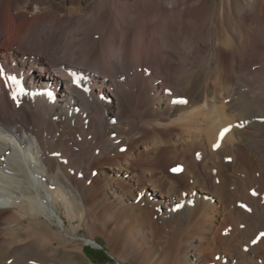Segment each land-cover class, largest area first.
I'll return each mask as SVG.
<instances>
[{"label": "bare ground", "instance_id": "1", "mask_svg": "<svg viewBox=\"0 0 264 264\" xmlns=\"http://www.w3.org/2000/svg\"><path fill=\"white\" fill-rule=\"evenodd\" d=\"M261 46L264 0H0V67L19 81L0 78V264H58L61 250L77 264L81 225L123 236L139 264H264V240L251 243L264 231V74L248 62ZM160 117L190 129L147 142ZM218 119L252 125L229 136L243 180L210 160L211 187L192 185L193 167H160L215 143Z\"/></svg>", "mask_w": 264, "mask_h": 264}, {"label": "rangeland", "instance_id": "2", "mask_svg": "<svg viewBox=\"0 0 264 264\" xmlns=\"http://www.w3.org/2000/svg\"><path fill=\"white\" fill-rule=\"evenodd\" d=\"M263 52H264V47H262L261 46V48H260ZM228 56V55H227ZM227 56H225L224 57V59H226L227 58ZM263 58V59H262ZM252 59V58H251ZM261 59H262V61H261ZM258 60V61H257ZM252 60H250L249 59V64H250V67H251V71L249 72V74L250 75H252V76H258V74L259 75H261V73L262 74H264V56H263V54L261 55V57L260 58H258V59H256V62H255V60L253 59V61H252V64L254 65L253 67H252V64L250 63ZM253 62H255V63H253ZM203 63V62H202ZM258 64V65H257ZM261 65V66H260ZM255 66H257L256 68H255ZM254 68V69H253ZM258 70H259V72H258ZM261 72V73H260ZM189 73V69H185V70H183V72L180 74V79H184L185 78V76L187 75V74ZM235 75H233V74H230V78H229V80H230V82L231 83H233L234 81H235ZM263 79V80H262ZM262 79H260L261 80V82L259 83V79L258 80H256L257 82V84L256 83H254V86H255V84H256V86H258V87H263L264 86V75H263V78ZM263 83V84H262ZM262 85V86H261ZM245 88V89H244ZM213 89H216V90H219V88H217V86H216V88H213ZM247 89V87H243V88H241L240 90H246ZM251 89V88H250ZM247 90H249V87H248V89ZM164 93L165 94H167V90H165L164 91ZM168 95V94H167ZM233 98V97H232ZM230 99L229 101L230 102H232V100L233 101H235V98H238V96L236 97V95L234 96V99ZM228 99H226V98H224L222 101H221V103H220V105L222 106V107H225V109H226V107H227V105H228ZM223 111L221 112V114H225L226 113V110H224V109H222ZM198 113H195V117H197V118H203V117H201V115H200V117H198L199 116V114L197 115ZM197 115V116H196ZM206 116H211V115H209V114H207ZM176 117L177 116H175L174 117V119H176ZM205 117V116H204ZM219 118H223V117H219ZM161 119V120H160ZM181 120V121H180ZM179 121H178V124L179 125H177L175 128L173 127H168V121L167 120H165L164 118H158L157 120H154L153 122H151L152 123V128L151 127H149V128H145V130L142 128V137L145 139V138H147L146 140H147V142H152L153 140L152 139H156V140H165L166 139V137H167V139H170V138H173V136H172V134H174L175 133V131L178 129H190V126H188V123L190 122L189 121V118H182V119H180ZM188 120V121H187ZM156 121V122H155ZM163 123H162V122ZM167 121V123L165 124V122ZM225 121V120H224ZM224 121H222L221 119H218L216 122H215V126H217V130L219 131V130H222V129H224V128H228V127H230L231 126V128L233 127V123L236 125V126H234L236 129L235 130H237L238 128L240 129L241 128V130H243V128L242 127H238L237 125L239 124V123H241V122H243L244 123V126H246L245 128H244V130H246V131H244V132H248V133H246L248 136L250 135V134H252L253 133V135H252V137H254V135H255V133H254V131H253V129H252V125H248L250 128H247L248 126L246 125L247 124V122L249 121H247V120H238V121H235V122H233V123H231L230 121H229V123L227 124V121L226 122H224ZM159 122V123H158ZM222 122H224V123H226V125L223 123L222 124ZM161 123V124H160ZM183 123V124H182ZM232 125H231V124ZM221 124H222V128L220 129V126H221ZM167 125V126H166ZM181 125V126H180ZM185 125V126H184ZM159 126V127H158ZM157 127V128H156ZM164 127V128H163ZM168 127V128H167ZM180 127V128H179ZM234 127L230 130V131H228L226 134H225V139L223 138V141H225V140H227V142L225 141V142H223L222 143V145L223 144H228L229 146L227 147V145L225 144V146H226V149H225V146L223 145H221V146H219V148L217 149V150H219L218 152H217V154H218V156L219 157H215V156H217L216 155V152H214V151H212L213 153H211V152H209V149H211V150H216V149H213V145L214 144H216L217 142H218V137H219V135L217 136V140H216V142L214 143H212L211 142V145H209L210 144V141L208 142V140L205 142V144H203V147L202 148H200L199 150H198V152L199 153H197L196 151H193L191 154V156H190V161H191V163H189L190 161H180V157H179V155H177V154H173L169 159H168V162H171L172 160H177V162H171V163H166V165L164 164H160V167L162 168L163 167V169H164V171L166 172V173H168L169 174V176H172V177H174L175 175H177V174H180V173H182V174H187L190 170H193V169H196L197 171H198V173H199V176H198V178L197 179H199V180H193V178H190V175L189 174H191L190 172L187 174V176L189 175V180L190 181H192L191 183H192V185H196V184H203V185H205V186H208V187H211L212 185H213V181L215 182V174H216V168H214L213 167V165L211 164V163H215L216 164V167L217 168H219L220 170H222V171H225V172H228L229 171V173H233V174H235V175H239L238 177H240V175H241V173L242 172H238V170L236 169V167H235V162L234 161H236L237 160V158L239 157V155H235V153L232 151V145L230 144V143H233L232 142V140H233V138H230L231 136L232 137H234V139H236L237 140V137H238V135H237V131H235V130H233L234 129ZM156 128V129H155ZM170 128H172V129H170ZM163 129V130H162ZM174 129V130H173ZM151 130V131H150ZM156 130V131H155ZM233 130V131H232ZM248 130V131H247ZM146 131V132H145ZM150 131V132H149ZM154 131H155V133H154ZM172 131V132H171ZM217 131V132H218ZM232 131V132H231ZM251 131H253V132H251ZM148 132V133H147ZM170 132V133H169ZM232 133V135H230L231 133ZM149 133L151 134V135H149ZM157 133H158V135H157ZM162 133V134H161ZM228 133H230L229 135H228ZM250 133V134H249ZM164 134V135H163ZM165 134L166 135H168V136H165ZM144 135V136H143ZM153 135V136H152ZM159 135H161V136H159ZM228 135V136H227ZM149 136V137H148ZM230 136V137H229ZM237 136V137H236ZM251 136V135H250ZM151 137H152V139H151ZM227 138V139H226ZM228 138H230L231 140H228ZM150 140V141H149ZM208 142V143H207ZM208 144V145H207ZM213 144V145H212ZM219 144H221V140L219 141ZM132 147V148H131ZM133 145H130V146H128V151H131V150H133ZM209 147H211V148H209ZM223 147H224V149H223ZM125 148L126 147H122V148H120L119 149V153H123L124 151H125ZM131 148V150H129ZM228 148V149H227ZM121 149H124V151H121ZM201 149H202V151H203V149H204V151L202 152L201 151ZM221 149V150H220ZM229 149H231V150H229ZM227 150L229 151L228 152V154H226L225 155V153H227ZM201 151V152H200ZM208 151V152H207ZM222 151V152H221ZM149 153V151H148V149H145V150H143L142 151V155H145L146 153ZM196 153L197 154H199L201 157H199L198 159L196 158L197 157V155H196ZM202 153H204V154H206V155H204V154H202ZM209 154V156H208V154ZM215 153V154H214ZM222 153H224L223 155H222ZM232 153H234L233 155H232ZM196 156H194V155ZM214 156H213V155ZM202 155H203V157H202ZM212 155V156H211ZM211 156V157H210ZM226 156H227V158H226ZM178 157V158H177ZM195 157V158H194ZM205 157H208V158H205ZM226 159H225V158ZM231 157V158H230ZM232 157H234V158H232ZM246 157V158H245ZM249 157V158H248ZM219 158H220V160H219ZM223 160H222V159ZM250 160L251 158H252V156L250 155L249 156V154H246V155H244L243 157H242V159H241V162H242V160H243V163H245V162H248L249 160ZM196 160V161H194V160ZM225 159V160H224ZM247 159V160H246ZM199 162H198V161ZM202 160H204V161H202ZM206 160H208V161H206ZM211 161V163H210V161ZM218 160V161H217ZM194 161V162H193ZM223 162V163H221L220 164V166H219V163L220 162ZM194 164H197V165H194ZM196 162V163H195ZM199 164H198V163ZM204 162V163H203ZM185 163V164H184ZM226 163V164H225ZM203 164V165H202ZM218 164V165H217ZM191 166V169L189 168L190 166ZM222 165H224L223 167H222ZM232 165V166H231ZM234 165V166H233ZM186 168V170H185V168ZM187 166V167H186ZM201 166V167H200ZM202 166H204L203 168H202ZM226 166V167H225ZM192 167H193V169H192ZM221 167V168H220ZM233 167V168H232ZM235 167V168H234ZM174 168H179L180 169V171H178V172H173L172 171V169H174ZM200 168H202V169H200ZM204 168H206V169H204ZM227 168V169H226ZM183 169V170H182ZM199 169V170H198ZM204 169V171H202ZM195 170V171H196ZM207 170V171H206ZM218 170V169H217ZM228 170V171H227ZM237 170V171H236ZM187 173H186V172ZM200 171V172H199ZM206 171V172H205ZM254 171H256V173L258 172L257 171V169L256 170H254ZM185 172V173H184ZM203 173V172H205L204 174V176L202 175V174H200V173ZM210 172H212V175H211V173ZM218 172V171H217ZM231 173V174H232ZM255 173V175L257 176V174ZM171 174V175H170ZM211 176H210V175ZM95 175H96V173H95V171H93V176L95 177ZM202 175V176H201ZM207 175V176H206ZM202 178H201V177ZM242 176V175H241ZM200 177V178H199ZM203 177H204V179H203ZM212 178V179H210V178ZM258 178L260 177V175H258L257 176ZM207 179H210V181L209 180H206ZM240 179H242V177H240ZM203 180H204V182H203ZM243 180V179H242ZM196 181V182H195ZM201 181V182H200ZM206 181V182H205ZM203 182V183H202ZM209 184H208V183ZM207 183V184H206ZM211 183V184H210ZM97 185L100 187L101 186V184L100 183H98L97 182ZM217 185V184H216ZM237 187V186H236ZM236 187H234L233 188V190L231 191V193L233 192V193H235V192H237L238 193V191L239 190H237V191H235L236 190ZM241 193V192H240ZM236 196V193L235 194H233L232 196H231V198H232V201L231 202H233V200H235L236 202H234V204H237V203H239V202H237L238 200L236 199L237 198V196ZM230 198V199H231ZM250 198H251V195H250ZM246 208V207H245ZM246 210V209H245ZM66 224H67V226L69 227V228H71V227H76L78 224H79V222L78 221H74L73 223H69L68 221H66ZM233 224H235V220H234V222H233ZM12 232H14V230H13V228L11 229L10 228V233H12ZM77 237H79V240L80 241H77L78 242V244H80V245H82V246H84V253H83V251L82 252H80V256H79V258L77 259V260H75L76 262L75 263H77V264H139V256H137V254L136 253H133L132 251H125L124 249H123V247H122V245H121V240H122V237L123 236H119V237H116L113 233H109L107 236L105 235V236H103L102 234H99V233H97L96 231H91L90 233H88L87 231H86V228H85V226L84 225H81L79 228H77V230L75 231V233H74ZM84 238H93V239H95V241H96V243H97V245H99L100 247H101V249H98V248H91L90 247V244H85L84 245V242H83V240H84ZM116 241V242H115ZM81 242V243H80ZM89 251V253L86 255V253H85V251ZM130 252V253H129ZM135 254V255H134ZM138 258H137V257ZM56 262L58 263V264H71V263H69V261H68V258L65 256V254L63 253V251L61 250V251H59V253L57 254V256H56Z\"/></svg>", "mask_w": 264, "mask_h": 264}, {"label": "snow or ice", "instance_id": "3", "mask_svg": "<svg viewBox=\"0 0 264 264\" xmlns=\"http://www.w3.org/2000/svg\"><path fill=\"white\" fill-rule=\"evenodd\" d=\"M71 75L75 76L74 73H72ZM5 77H6V80H7V81H11L12 83L19 84V81L17 80V77H16V76L8 75L7 73H5V70H4L2 67H0V78H5ZM73 83H75L77 87H80V86H81L80 83H79V81L76 80V79H73ZM87 90H88V89H86V88L84 89V91H87ZM23 91H24V90L21 88L19 93L14 92V93L12 94V98H13V100H16V99H17V95L23 93ZM173 103H187V101L181 99V100L173 101ZM17 104H19L18 101H17ZM237 126H238V127H244V123L241 122V123H239ZM230 130H231V126L228 127V128H224V129H222V130L220 131V133H219V137H218V142H217L216 144L213 145V149L219 148V146H220L219 141H220V140H223L225 134H226L228 131H230ZM121 151H124V149H121ZM197 158H199V154H197ZM172 171H173V172H178V171H180V169H179V168H174V169H172ZM255 194H256V193L253 192V195H255ZM178 207H179V205H178ZM242 207H245V206L242 205ZM262 240H264V231L260 232V233H259L258 235H256L253 239H251V243H252L253 245H256V244H259ZM244 250H245V251H248V248L245 247ZM9 264H11V262H9Z\"/></svg>", "mask_w": 264, "mask_h": 264}, {"label": "water", "instance_id": "4", "mask_svg": "<svg viewBox=\"0 0 264 264\" xmlns=\"http://www.w3.org/2000/svg\"><path fill=\"white\" fill-rule=\"evenodd\" d=\"M91 248H98L101 249V247L99 245H90Z\"/></svg>", "mask_w": 264, "mask_h": 264}, {"label": "trees", "instance_id": "5", "mask_svg": "<svg viewBox=\"0 0 264 264\" xmlns=\"http://www.w3.org/2000/svg\"><path fill=\"white\" fill-rule=\"evenodd\" d=\"M85 253H86V255L89 253V251L87 250V251H85Z\"/></svg>", "mask_w": 264, "mask_h": 264}]
</instances>
